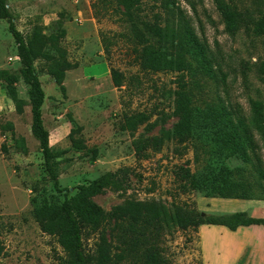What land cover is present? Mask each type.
I'll return each instance as SVG.
<instances>
[{
    "label": "rangeland",
    "instance_id": "obj_1",
    "mask_svg": "<svg viewBox=\"0 0 264 264\" xmlns=\"http://www.w3.org/2000/svg\"><path fill=\"white\" fill-rule=\"evenodd\" d=\"M7 1L14 24L26 41L34 33L44 37V42L38 44L33 65L44 90L42 118L57 161L59 183L69 195L79 184L124 168L128 187L106 188L92 200L105 211L130 199H155L163 205L167 226L161 235L155 264L201 262L196 228H178L174 204L187 203L202 214L245 211L264 217V209H250L255 206L250 200L204 197L190 189L182 175L184 168L195 170L192 149L187 142H178L168 135L176 121L170 115L174 108L172 91L176 73L140 67L119 0ZM174 1L212 53L214 77L210 81V95L236 111L235 119L247 124L258 142L252 127V103L258 101L264 109V35H248L244 28L232 34L215 0ZM244 5L264 9V0H245ZM159 11L158 2L147 1L139 16L152 19L153 13ZM163 19L164 14L161 23L168 27L170 47L172 22ZM52 60L57 62L52 65ZM63 60L70 67L61 70V83L57 84L50 69L62 65ZM112 68L123 76L119 86L112 81ZM19 69L16 43L7 21L0 18V70L18 76ZM5 85L0 80V264H65V253L56 237L41 231L31 213L35 196L56 203L63 192L57 193L52 188L38 141L31 133L28 86L21 78L15 83L21 101L18 111ZM72 137L80 139L82 147L74 146ZM152 139L159 140V148L151 144ZM135 143L142 147L141 158L136 157ZM90 147L98 151L94 160L83 154ZM110 226L111 223L105 225L104 232L91 229L83 232L82 246L92 258L91 264L97 260L103 238L109 255L113 256L116 248L115 241L109 239ZM218 228L206 225L200 230L204 264L226 261L207 250L209 245L230 243V238L223 237ZM225 231L229 236L233 233ZM236 235L234 241L246 239L247 244L256 245L264 240V226L241 228ZM252 251L247 258L251 257L252 264H259L260 255L255 248ZM138 259L139 264L148 263L142 256ZM129 263L128 259L119 262Z\"/></svg>",
    "mask_w": 264,
    "mask_h": 264
},
{
    "label": "trees",
    "instance_id": "obj_2",
    "mask_svg": "<svg viewBox=\"0 0 264 264\" xmlns=\"http://www.w3.org/2000/svg\"><path fill=\"white\" fill-rule=\"evenodd\" d=\"M147 1L158 2L161 9V13H153L152 19H147L145 15L139 16L142 5ZM119 2L122 6L121 15L128 23L130 38L135 45V59L140 67L150 71L169 70L176 73L172 91L174 108L170 114L176 117V121L168 135L178 142H187L192 149L195 170L191 172L189 168H184L182 175L190 189L199 191L204 197L264 200L263 105L258 101L252 103V127L258 135L257 142L251 128L241 119H235L236 111L224 105L220 98L210 95V81L214 77L212 53L179 5L174 0ZM215 3L232 34L244 28L248 35H264V9H249L244 5L245 0H215ZM238 3L241 4L239 8ZM163 14V22L166 19L172 22L170 47L167 45L168 27L166 23H161ZM0 18L7 21L20 62L18 76L0 70V80L6 83V93L18 111L21 109V101L15 83L21 78L28 86L31 133L38 141L43 166L52 188L57 193L63 192L62 199L56 203L43 197L35 196L32 199L31 213L38 227L56 237L65 253V264H91L92 258L82 246V234L86 229L104 232L105 225L109 223V239L115 241L116 250L113 256L109 255L103 238L94 264H119L124 259H128L129 264H139V256L147 264H155L159 256L161 235L167 226L163 205L155 199H130L105 211L92 200L94 195L106 188L126 189L128 178L124 168L107 171L87 183L79 184L71 195L61 187L57 161L49 145V133L42 118L44 90L33 65L38 54V44L44 42V37L34 33L33 38L26 41L14 24L7 0H0ZM56 62L52 60L51 64ZM64 62L50 69L57 84L61 83V70L70 67L68 61ZM110 74L116 86L122 84L123 76L119 71L112 68ZM72 144L77 148L82 147L80 139L72 137ZM151 144L159 148L158 139H152ZM2 147L5 150V146ZM141 148L135 143L137 158L144 156ZM97 152L96 147H90L83 154L94 160ZM173 209L176 224L182 230L197 228L201 224L224 225L231 230L242 225H264V218L253 217L245 211L202 214L187 203L174 204ZM1 251L0 244V254Z\"/></svg>",
    "mask_w": 264,
    "mask_h": 264
},
{
    "label": "crops",
    "instance_id": "obj_3",
    "mask_svg": "<svg viewBox=\"0 0 264 264\" xmlns=\"http://www.w3.org/2000/svg\"><path fill=\"white\" fill-rule=\"evenodd\" d=\"M255 206L250 209H258L261 208L262 210L264 209V200H250ZM248 211V210H247ZM251 211H257V210H251ZM250 211V213H251ZM226 212V211H222ZM252 216V215H251ZM253 217H260L264 218L262 216H253ZM206 225H214V226H219L218 230L222 234L223 237L230 238V243L224 245V243H219L217 245H209L207 246V250L211 251L214 256L216 257H222L226 258V261L224 264H252V260H250L251 257L247 258V256L250 254V252H253V248H255V253L260 255V258L262 259L259 264H264V240H260L259 243L256 245H251L250 243L247 244V240H241L240 242L234 241L233 239L237 237L236 232L240 230L241 228H250L252 225H262V224H250V225H242L238 226L235 229L231 230L227 228L224 225H218V224H201L196 228V245L198 247L197 253L201 259L200 264H204L202 261V249H203V243L200 241V230ZM264 226V225H262ZM229 230L233 233L226 234L225 230ZM199 237V238H198ZM252 248V249H251ZM207 256V255H206ZM209 257V256H207ZM206 263V262H205ZM217 264V262L215 263Z\"/></svg>",
    "mask_w": 264,
    "mask_h": 264
}]
</instances>
